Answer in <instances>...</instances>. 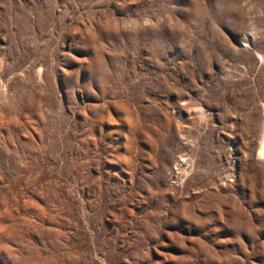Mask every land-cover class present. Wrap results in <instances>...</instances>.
<instances>
[{
    "label": "rangeland",
    "instance_id": "374dc122",
    "mask_svg": "<svg viewBox=\"0 0 264 264\" xmlns=\"http://www.w3.org/2000/svg\"><path fill=\"white\" fill-rule=\"evenodd\" d=\"M263 136L264 0H0V264H264Z\"/></svg>",
    "mask_w": 264,
    "mask_h": 264
},
{
    "label": "bare ground",
    "instance_id": "6f19581e",
    "mask_svg": "<svg viewBox=\"0 0 264 264\" xmlns=\"http://www.w3.org/2000/svg\"><path fill=\"white\" fill-rule=\"evenodd\" d=\"M260 152H261V154L264 155V136H263V141H262V144H261Z\"/></svg>",
    "mask_w": 264,
    "mask_h": 264
}]
</instances>
